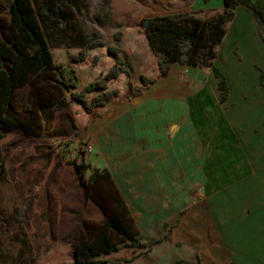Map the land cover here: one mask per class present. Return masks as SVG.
Wrapping results in <instances>:
<instances>
[{"label": "crops", "instance_id": "0c3cea01", "mask_svg": "<svg viewBox=\"0 0 264 264\" xmlns=\"http://www.w3.org/2000/svg\"><path fill=\"white\" fill-rule=\"evenodd\" d=\"M246 1L264 16V0ZM223 7L224 0L190 4ZM137 41L147 44L146 35ZM141 46L130 51L134 84L154 64ZM214 66L228 88L222 102L212 71L174 63L140 95L126 89L89 116L86 163L109 171L142 241L168 235L147 254L102 255L104 264H264V39L242 5L233 9ZM155 228L160 235L152 238Z\"/></svg>", "mask_w": 264, "mask_h": 264}, {"label": "rangeland", "instance_id": "374dc122", "mask_svg": "<svg viewBox=\"0 0 264 264\" xmlns=\"http://www.w3.org/2000/svg\"><path fill=\"white\" fill-rule=\"evenodd\" d=\"M10 1L0 0V41L7 33ZM72 2L71 17L61 23L47 21L42 29L54 62L74 68L80 83H84L107 71L104 50H89L87 59L79 64L73 63L72 57L79 46L93 39L107 46L116 44L112 28L115 19L110 0ZM120 30L119 60L133 76L137 63L130 52L133 45L142 44V58H149L151 50L148 43L137 41L141 31L129 25ZM95 55L99 61L92 67ZM144 65L147 64L137 68ZM53 76V71H49L38 82L31 79L16 94L18 103H32L35 126L31 133L12 130L0 141V264H70L80 234L87 228L94 233L105 215L115 208L106 185L88 181L92 172L89 163L82 174H76L71 165L81 153L85 162L92 154L90 139L85 135L90 117L78 105L69 103L68 95L56 86ZM117 85L121 91L128 89L124 77ZM114 86L116 83H110L109 88ZM14 209L19 213V222L13 217ZM152 235L157 238L160 232L155 228Z\"/></svg>", "mask_w": 264, "mask_h": 264}, {"label": "trees", "instance_id": "16d2710c", "mask_svg": "<svg viewBox=\"0 0 264 264\" xmlns=\"http://www.w3.org/2000/svg\"><path fill=\"white\" fill-rule=\"evenodd\" d=\"M192 0H111L114 19L112 28L116 44L107 46L103 41L93 39L77 48L72 57L73 63H83L88 51L104 50L107 71L84 83H80L79 73L67 68L65 63H55L42 24L50 21L61 23L74 12L72 0H11L8 7L7 33L0 41V141L17 130L31 133L35 122V111L30 102H17V92L30 83L31 79L40 81L42 76L53 71L56 86L68 95L71 104L78 105L92 118L98 117L99 107H104L124 97L117 82L126 80L128 91L140 95L159 77L165 75L174 63L194 65L203 71H212L218 78L220 101H224L228 88L225 77L214 66L219 45L233 17L236 5L244 6L258 21L264 39V16L260 9L246 0H224L225 7L219 9L190 8ZM125 25L136 28L146 35L148 46L154 56L152 68L141 74L139 84L130 80L129 69L118 59L122 38L121 28ZM99 56L95 55L92 67H96ZM116 81L113 89L109 83ZM259 82L264 87V69ZM96 94L88 99V96ZM64 99V98H63ZM64 101V100H63ZM62 101V102H63ZM23 119V120H22ZM75 127V126H74ZM80 156L71 161L76 174L88 169L85 158ZM91 184L104 183L115 208L108 212L96 231L88 228L80 234L72 262L70 264H104L99 258L121 249L138 252L137 255L151 252L161 244L164 237L144 242L135 226L127 206L116 189L111 174L106 169L93 168L88 178ZM18 211L13 217L19 222ZM92 235V237H90Z\"/></svg>", "mask_w": 264, "mask_h": 264}, {"label": "water", "instance_id": "95a60500", "mask_svg": "<svg viewBox=\"0 0 264 264\" xmlns=\"http://www.w3.org/2000/svg\"><path fill=\"white\" fill-rule=\"evenodd\" d=\"M127 101V100H126Z\"/></svg>", "mask_w": 264, "mask_h": 264}]
</instances>
